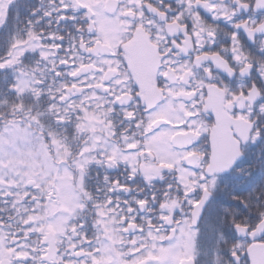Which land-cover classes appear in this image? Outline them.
Wrapping results in <instances>:
<instances>
[{
	"label": "flooded vegetation",
	"instance_id": "1",
	"mask_svg": "<svg viewBox=\"0 0 264 264\" xmlns=\"http://www.w3.org/2000/svg\"><path fill=\"white\" fill-rule=\"evenodd\" d=\"M37 1L70 194L1 186L0 264H250L233 182L264 174V0Z\"/></svg>",
	"mask_w": 264,
	"mask_h": 264
},
{
	"label": "trees",
	"instance_id": "2",
	"mask_svg": "<svg viewBox=\"0 0 264 264\" xmlns=\"http://www.w3.org/2000/svg\"><path fill=\"white\" fill-rule=\"evenodd\" d=\"M42 3L37 0H14L3 9L0 2L3 17V24L0 25V141L4 130L12 122H22L27 130L43 140L44 147L51 152L50 142L44 139L52 137L55 108L59 106L53 103L58 98L54 86L58 80L50 71L53 63L47 42L49 30L46 27L26 30L27 21L35 18L32 13L42 12ZM22 84L25 88L21 92H9L10 88L16 89ZM2 157L0 153V160ZM249 173L247 177L240 175L233 182L239 186L233 194L237 200L246 201L249 210L256 211L254 217L258 219L264 212V182L257 171L250 170Z\"/></svg>",
	"mask_w": 264,
	"mask_h": 264
},
{
	"label": "rangeland",
	"instance_id": "3",
	"mask_svg": "<svg viewBox=\"0 0 264 264\" xmlns=\"http://www.w3.org/2000/svg\"><path fill=\"white\" fill-rule=\"evenodd\" d=\"M0 21H1V18H0ZM20 89L21 88H19V90ZM12 132L13 134L7 135V137H11V142L23 141V139L19 135H17L16 131H12ZM6 142H7V139H6V136H4L3 148ZM24 142H30V141H28V139H24ZM18 152L20 153L19 156L17 155ZM31 153L32 152H29V149H27V152L23 150L17 151L15 146L13 145L12 149L8 152L6 157L1 162L2 166L9 165V168L11 166L12 168H17L16 166H13V165H16L18 161L22 164L25 163V169L24 171L20 170V176L18 179L21 185H23L24 182H26L29 178H32V176H34L38 172H42V175H46L50 171V167H49L50 163H49L47 154H45L42 150H39L38 154H36L37 156H33V155L28 156V154H31ZM0 177L3 178L2 180L7 179V177L4 175H1ZM36 182L39 184L37 180ZM58 190H59L58 195H59L60 200L62 202L63 201L65 202L66 198H69L68 196L70 194L68 179L63 180L58 184ZM55 210H58V208L53 207L51 209V213ZM35 218L36 216H32L29 219L34 220Z\"/></svg>",
	"mask_w": 264,
	"mask_h": 264
},
{
	"label": "water",
	"instance_id": "4",
	"mask_svg": "<svg viewBox=\"0 0 264 264\" xmlns=\"http://www.w3.org/2000/svg\"><path fill=\"white\" fill-rule=\"evenodd\" d=\"M209 108V102H207L205 110ZM214 145V142L212 143V146ZM238 160H228L227 166H225L224 171H227V169L232 168V166L237 162ZM216 169H221L219 162L214 158V154H212L210 158V163L207 167V175L212 174L213 172L216 173ZM28 185H32V183H29ZM206 204V200L202 201V203L199 205V210H202L204 205ZM235 232L240 237H247L250 241L258 240L259 238L264 236V221H261L256 228L250 232V234H247L246 228L241 227H235ZM247 255L249 258V261L251 264H264V243L263 244H254L251 245L247 249Z\"/></svg>",
	"mask_w": 264,
	"mask_h": 264
}]
</instances>
